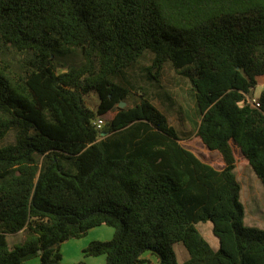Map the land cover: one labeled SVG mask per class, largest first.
Masks as SVG:
<instances>
[{
	"label": "trees",
	"instance_id": "1",
	"mask_svg": "<svg viewBox=\"0 0 264 264\" xmlns=\"http://www.w3.org/2000/svg\"><path fill=\"white\" fill-rule=\"evenodd\" d=\"M147 51L158 72L170 62L189 80L191 122L221 168L116 80ZM259 77L264 0H0V264H64L61 243L104 224L113 238L84 252L106 264H264L235 172L236 147L264 185V89L260 107L249 102ZM207 221L218 249L198 228Z\"/></svg>",
	"mask_w": 264,
	"mask_h": 264
},
{
	"label": "rangeland",
	"instance_id": "2",
	"mask_svg": "<svg viewBox=\"0 0 264 264\" xmlns=\"http://www.w3.org/2000/svg\"><path fill=\"white\" fill-rule=\"evenodd\" d=\"M153 54L150 51L145 53L134 66L123 70L116 77V80L127 84L133 91H139L140 94L146 93V96L164 113L170 116L171 123L176 127L181 136L183 146L193 151L205 162L214 165L217 168L223 166L222 156L218 151L209 150L197 136L193 119L199 123V114L197 112L194 91L189 80L176 72L170 62L164 64L163 69L158 72L157 68L152 67ZM63 71V69L61 70ZM264 89V77H259V84L249 96L259 97ZM254 93V94H253ZM87 104L91 109L97 111L99 98L96 92H91L87 96ZM132 99L125 102L123 107L132 104ZM113 112L110 111L103 116L106 123L111 119ZM97 118V119H98ZM14 134L11 133L5 142H13ZM235 157L237 166L236 175L241 182V202L245 207V224L264 229V185L255 174L248 161L241 155L238 148L235 147ZM198 228L203 236L214 249L220 246L219 239L213 233V224L211 221L201 222ZM115 229L112 226L101 225L92 228L86 235L79 239H69L61 243V252L63 254L64 264H74L85 262L86 264H106V256L86 255L84 249L94 240L108 241L114 236ZM23 239V233L9 235L11 245ZM174 250L179 262H184L189 258L186 248L181 243L174 245ZM145 256L150 257L154 262L155 256L149 252ZM31 264H41L40 257H34Z\"/></svg>",
	"mask_w": 264,
	"mask_h": 264
},
{
	"label": "built area",
	"instance_id": "3",
	"mask_svg": "<svg viewBox=\"0 0 264 264\" xmlns=\"http://www.w3.org/2000/svg\"><path fill=\"white\" fill-rule=\"evenodd\" d=\"M249 102L252 104V106L254 107H260V102L258 100V97L255 96H251L249 97ZM94 124L98 127V128H102L105 125V121L103 118H98L94 121Z\"/></svg>",
	"mask_w": 264,
	"mask_h": 264
},
{
	"label": "water",
	"instance_id": "4",
	"mask_svg": "<svg viewBox=\"0 0 264 264\" xmlns=\"http://www.w3.org/2000/svg\"><path fill=\"white\" fill-rule=\"evenodd\" d=\"M124 104H125V102H122V103H121V106L123 107ZM104 134H105V133H103V135H104ZM39 252H41V250H40Z\"/></svg>",
	"mask_w": 264,
	"mask_h": 264
},
{
	"label": "crops",
	"instance_id": "5",
	"mask_svg": "<svg viewBox=\"0 0 264 264\" xmlns=\"http://www.w3.org/2000/svg\"><path fill=\"white\" fill-rule=\"evenodd\" d=\"M254 94V93H253ZM253 96V95H252ZM249 97H251V96H249ZM256 97V96H255Z\"/></svg>",
	"mask_w": 264,
	"mask_h": 264
}]
</instances>
